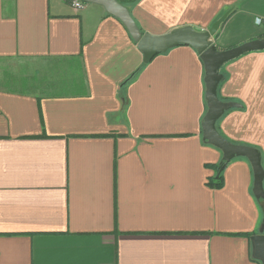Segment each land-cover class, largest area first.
<instances>
[{
	"label": "crops",
	"instance_id": "crops-1",
	"mask_svg": "<svg viewBox=\"0 0 264 264\" xmlns=\"http://www.w3.org/2000/svg\"><path fill=\"white\" fill-rule=\"evenodd\" d=\"M118 1L152 35L206 30L227 8L218 49L264 37V0ZM220 72L219 98L240 106L216 128L264 167V49ZM203 78L189 45L143 63L98 4L0 0V264H261L250 163L208 184L222 153L202 140Z\"/></svg>",
	"mask_w": 264,
	"mask_h": 264
},
{
	"label": "water",
	"instance_id": "water-1",
	"mask_svg": "<svg viewBox=\"0 0 264 264\" xmlns=\"http://www.w3.org/2000/svg\"><path fill=\"white\" fill-rule=\"evenodd\" d=\"M103 7L105 12L117 18L126 28L137 48L143 54V63H148L153 56L167 51L177 45H189L199 54L204 67V98L206 110L201 121L202 140L218 148L221 153L220 170L232 159L245 157L250 163L253 174V194L255 198H264V167L257 148L250 145L238 144L228 140L216 128L217 120L228 110L239 107L235 101H225L218 96V86L223 77L221 66L248 52L264 49V37L249 40L226 49H218L211 37L216 34L221 22L228 15L225 12L206 30H195L190 25L173 28L161 35L143 32L129 9L118 0H83ZM252 257L264 264V221L257 233L250 236Z\"/></svg>",
	"mask_w": 264,
	"mask_h": 264
},
{
	"label": "trees",
	"instance_id": "trees-1",
	"mask_svg": "<svg viewBox=\"0 0 264 264\" xmlns=\"http://www.w3.org/2000/svg\"><path fill=\"white\" fill-rule=\"evenodd\" d=\"M224 75V74H222ZM223 78L221 79L220 83L223 81ZM219 83V85H220ZM219 87V86H218ZM221 134V133H220ZM208 167L212 168L215 170V175L214 176H211L209 179H208V184L210 186H214V187H220L221 184H222V181H221V178H222V174H221V171L224 169V166L221 170L219 169L220 168V163H215V164H210V165H207ZM219 172L218 175H216V173Z\"/></svg>",
	"mask_w": 264,
	"mask_h": 264
},
{
	"label": "rangeland",
	"instance_id": "rangeland-1",
	"mask_svg": "<svg viewBox=\"0 0 264 264\" xmlns=\"http://www.w3.org/2000/svg\"><path fill=\"white\" fill-rule=\"evenodd\" d=\"M38 61H29V62H23V61H11L7 62L8 67H11V70H14L15 72H21L20 67H27V71L31 73V71L34 68H37Z\"/></svg>",
	"mask_w": 264,
	"mask_h": 264
},
{
	"label": "built area",
	"instance_id": "built-area-1",
	"mask_svg": "<svg viewBox=\"0 0 264 264\" xmlns=\"http://www.w3.org/2000/svg\"><path fill=\"white\" fill-rule=\"evenodd\" d=\"M65 1L75 10H79L83 8L85 4L83 0H65Z\"/></svg>",
	"mask_w": 264,
	"mask_h": 264
}]
</instances>
